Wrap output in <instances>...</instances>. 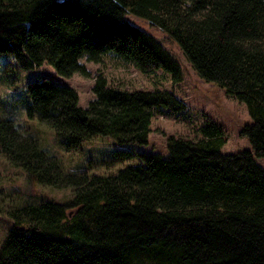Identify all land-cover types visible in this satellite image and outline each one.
<instances>
[{
    "label": "trees",
    "instance_id": "1",
    "mask_svg": "<svg viewBox=\"0 0 264 264\" xmlns=\"http://www.w3.org/2000/svg\"><path fill=\"white\" fill-rule=\"evenodd\" d=\"M127 12L163 30L202 79L246 105L252 122L239 134L252 149L222 153L223 129L205 122L196 139L169 136L165 157L120 151L119 162H138L76 174L0 117L6 161L41 186L72 191L66 203L7 211L0 264H264V166L256 161L264 159V0H0V54L24 70L47 62L64 78L90 75L82 58L111 55L181 81L177 60ZM92 92L82 107L73 87L31 81L26 114L70 152L97 135L146 145L155 114L185 108L167 89L120 88L102 74Z\"/></svg>",
    "mask_w": 264,
    "mask_h": 264
},
{
    "label": "rangeland",
    "instance_id": "2",
    "mask_svg": "<svg viewBox=\"0 0 264 264\" xmlns=\"http://www.w3.org/2000/svg\"><path fill=\"white\" fill-rule=\"evenodd\" d=\"M126 19L138 28L160 40L163 47L179 63L182 79L173 83L168 74L157 71L144 75L135 68L111 55L104 57L102 63H93L82 58L81 62L90 72L88 77L74 74L70 78L58 75L50 64L43 62L33 69L24 70L15 58L0 54V117L12 120L22 136L35 139L40 148L49 156L55 157L63 171L70 173L109 174L117 173L127 165H135L138 158L119 162L120 151L130 153L159 152L168 155L166 147L169 136L196 139L199 128L205 122H214L224 131L225 142L221 147L224 154H235L251 150L247 137L239 131L251 123L246 105L228 95L219 85L202 79L187 60L178 44L167 38L163 30L151 27L146 19L127 12ZM104 75L109 84L125 89H167L173 92L185 105L181 113L170 114L168 110L155 114L151 132L146 145L119 143L115 139L97 135L84 141L76 150L65 151L54 131L40 122L36 116L29 118L26 108L30 103L27 85L31 81L48 78L55 84L69 85L78 93V104L87 107L95 96L92 92L94 79ZM264 166V159L256 158ZM72 196L69 188L41 186L35 183L25 171L10 165L0 153V247L12 226L7 211L24 205H38L50 200L66 203ZM70 214L73 212L68 209Z\"/></svg>",
    "mask_w": 264,
    "mask_h": 264
}]
</instances>
